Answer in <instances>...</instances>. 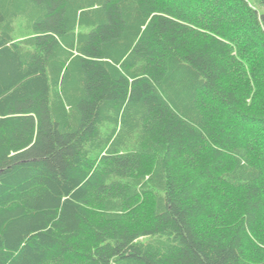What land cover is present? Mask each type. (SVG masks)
I'll list each match as a JSON object with an SVG mask.
<instances>
[{
    "label": "trees",
    "instance_id": "1",
    "mask_svg": "<svg viewBox=\"0 0 264 264\" xmlns=\"http://www.w3.org/2000/svg\"><path fill=\"white\" fill-rule=\"evenodd\" d=\"M0 264H264V0H0Z\"/></svg>",
    "mask_w": 264,
    "mask_h": 264
},
{
    "label": "crops",
    "instance_id": "2",
    "mask_svg": "<svg viewBox=\"0 0 264 264\" xmlns=\"http://www.w3.org/2000/svg\"><path fill=\"white\" fill-rule=\"evenodd\" d=\"M16 29L20 28V25H15ZM27 37V35L23 34V35H19L17 32H16V36H15V39L17 40V42H19L20 44H22L20 46V48H23L25 51H32L34 48L32 46H29L27 44H24V38Z\"/></svg>",
    "mask_w": 264,
    "mask_h": 264
},
{
    "label": "rangeland",
    "instance_id": "3",
    "mask_svg": "<svg viewBox=\"0 0 264 264\" xmlns=\"http://www.w3.org/2000/svg\"><path fill=\"white\" fill-rule=\"evenodd\" d=\"M250 3L254 4V0H249Z\"/></svg>",
    "mask_w": 264,
    "mask_h": 264
}]
</instances>
